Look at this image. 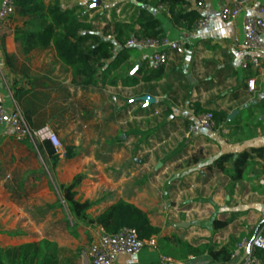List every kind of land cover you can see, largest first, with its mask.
<instances>
[{"label": "crops", "instance_id": "obj_1", "mask_svg": "<svg viewBox=\"0 0 264 264\" xmlns=\"http://www.w3.org/2000/svg\"><path fill=\"white\" fill-rule=\"evenodd\" d=\"M42 1L47 5L52 0ZM57 1L62 10L74 9L79 20H92L97 30L108 23L112 29L113 21L130 23L136 10L133 0H101L96 7H91L92 0ZM188 1L194 8L201 1L199 13L211 16L204 28H175L165 9L149 6L154 15L161 16L165 38L181 42L183 51L168 50L161 75L142 82L141 74L133 70L137 63L139 68L148 67L153 50L132 46L135 48L123 63L133 67L130 74L139 80L132 86H123V77L110 84L103 76L94 84H73L68 67L57 59L52 45L36 46L25 53L20 50L15 33L35 29L25 24V17L15 11L0 23V81L5 84L6 107L16 106L32 129L47 126L61 138L63 132L67 135L61 155L55 152L51 159L45 152L39 167L21 173L17 188L10 186L11 175L1 166L7 142L14 136L6 124L0 125L1 248L46 238L56 246L59 264L63 263L61 245L54 237L43 236L12 197L14 191L25 193L27 181L45 177L50 169L57 171L60 163L63 173L68 172V180L62 184L77 174L82 176L75 198L94 202L88 210L92 216L122 199L144 211L162 236L174 235L193 247L231 244L232 252L238 242L258 232L264 234V51L259 72L240 67L247 56L242 18L253 14L252 8L264 6V0H250L232 22L217 17L227 0ZM261 39L264 43V35ZM250 78L255 79L254 92L246 88ZM146 94L155 98L153 104L139 99ZM197 107L224 110L227 119L215 130L189 133ZM119 112H126L128 124ZM85 129L94 131L89 142L79 138ZM16 144L39 156L28 142ZM87 146L99 149L96 156L79 149ZM123 148L128 153L123 154ZM107 151L110 155L105 156ZM244 153L245 161L236 166ZM225 155L230 159L222 169L217 168L215 161ZM216 222L224 225L219 228ZM89 233L85 249L92 240ZM85 249H81L83 263L77 258L76 264H85ZM243 254L236 252L229 264H236ZM112 264L220 263L207 254L174 259L161 253L157 244L156 249L144 246L136 255H120Z\"/></svg>", "mask_w": 264, "mask_h": 264}, {"label": "trees", "instance_id": "obj_2", "mask_svg": "<svg viewBox=\"0 0 264 264\" xmlns=\"http://www.w3.org/2000/svg\"><path fill=\"white\" fill-rule=\"evenodd\" d=\"M133 1L136 4V10L134 19L130 23L113 21L112 29L108 23L102 29L97 30L92 20H79L74 9H60L57 0H52L47 5H44L42 0H16V13L25 17V24L35 27V29L16 32L15 40L24 53L36 46L52 45L57 59L68 67L73 84H94L98 77L103 76L108 78L107 81L110 84H114L115 79L123 77L122 85L132 86L139 80L134 77V74H130L133 67L123 63L135 47L126 46V42L132 38L156 41L165 38L161 16L154 15V12L149 11L147 7L165 9L171 24L183 31H192L201 16L188 0ZM134 25L138 26L136 30L133 29ZM107 36H111L112 39H107ZM115 45L120 46L116 52L114 51ZM4 58L5 60L7 58L5 53ZM125 66L129 68L128 71H125ZM162 68L140 67L135 74H141L140 81L142 82L155 80L161 75ZM195 111L196 115L210 114L216 128L227 119V113L224 110H207L197 107ZM36 149L42 157L45 152L51 159L56 156V150L48 141L38 144ZM246 157L245 153L242 154L235 161V165H242ZM229 159L230 156H222L215 161V166L222 169L223 163ZM81 180L82 176L77 174L69 183L58 185L61 199L66 204L68 214L73 222L71 226L67 223L69 231L75 227L78 221L83 220H87L89 224L102 226L110 234L118 232L123 227H128L133 228L140 239H149L155 236L160 252L174 259L185 260L189 255L198 257L207 254L212 261L220 264L230 263L231 244L193 247L188 243L176 240L174 235L162 236L161 229L150 224L144 211L122 199L113 202L95 216H88V210L94 205V202L80 201L75 198V189ZM217 225L221 228L224 224L217 223ZM255 254L262 256V252L259 250H256ZM0 264H59V260L54 243L43 238L38 242L15 247L5 249L0 247Z\"/></svg>", "mask_w": 264, "mask_h": 264}, {"label": "built area", "instance_id": "obj_3", "mask_svg": "<svg viewBox=\"0 0 264 264\" xmlns=\"http://www.w3.org/2000/svg\"><path fill=\"white\" fill-rule=\"evenodd\" d=\"M250 0H227L217 13V17L224 22L234 21L242 9L249 4ZM16 0H1L0 2V23L6 21L11 14L15 12ZM203 7L201 1L195 3V8L200 11ZM253 14H245L242 18L243 46L247 52L245 60L240 64L242 69L252 68L259 72L261 69L260 54L264 51L262 35H264V6H256ZM200 18L196 21L194 29L204 28L210 21L211 16L206 13H200ZM107 39H112L107 36ZM126 46H136L151 48L153 53L149 59V67L159 69L168 62V50L182 53L183 44L179 41H169L166 38L156 40H138L130 39ZM115 45L114 51L119 48ZM5 84L0 81V125L6 124L12 135L17 141H27L35 148L37 145L48 141L57 151L61 148L60 141L49 127L43 126L38 129H32L21 111L14 106L8 109L5 105V97L2 88ZM246 88L249 92L255 91V79L250 78L246 81ZM7 90V88H5ZM198 129L212 131L217 129L214 126L210 114L196 115L194 121L189 125L188 132L194 133ZM223 131V130H222ZM70 224H73L71 220ZM92 240L88 248L83 253L86 264H112L120 255L132 256L140 252L144 246L152 249L157 248L156 237L149 239H140L133 228L123 227L118 232L110 234L97 224L90 229ZM239 250L246 253V256L239 264H264V234L256 233L249 240H243L236 244L235 250L231 254V259L236 257ZM262 252V256H257L255 251Z\"/></svg>", "mask_w": 264, "mask_h": 264}, {"label": "rangeland", "instance_id": "obj_4", "mask_svg": "<svg viewBox=\"0 0 264 264\" xmlns=\"http://www.w3.org/2000/svg\"><path fill=\"white\" fill-rule=\"evenodd\" d=\"M119 113H121L123 121L125 119L128 124L126 112ZM126 123L123 124L125 125ZM91 134H94L93 130L85 129L81 132L79 138L89 142L91 140ZM63 135L65 137L67 136L65 132H63ZM64 136L62 138L57 136L61 147L64 144ZM107 136H110V133ZM16 143H19V141L13 137L8 140V147L5 152L4 149L2 150L5 155L3 156L4 158H2V160H4L2 162L3 164L1 163V166L11 175L10 186H16L19 188V177L21 176V173L30 167H39L43 160L40 155L38 156V154L35 153V151H31L30 148L29 150H25V148L18 146ZM79 149L84 154L93 156H96L99 150L96 146L81 147ZM123 149L124 151L122 153L124 154V152H127V149ZM56 152L61 155V149ZM108 152L109 151H107V154L104 153V155H110ZM8 153H10V155H8ZM80 167L81 165L79 164V168ZM79 168L77 170H79ZM88 169L90 168H87L86 171ZM63 172V165L60 163L57 166V171L55 169H50L48 170V173L45 172V177L37 179L36 181H27L24 184L25 193L23 194L18 191H14L12 197L20 202V205L23 207V210L28 218L41 229L43 236L48 238L54 237L55 241L61 245L59 248L61 258L60 262H63L62 264H76L77 258L80 262H82L81 249H85L88 245L90 237V224L87 220L78 221L71 231L67 229V223L69 226L72 225L69 221L71 218L69 220L67 219L70 216L68 214L66 204L61 199L58 189V185L60 183H64L68 180V172ZM92 215L93 212L88 213V216L91 217ZM85 251L86 249L84 252Z\"/></svg>", "mask_w": 264, "mask_h": 264}, {"label": "water", "instance_id": "obj_5", "mask_svg": "<svg viewBox=\"0 0 264 264\" xmlns=\"http://www.w3.org/2000/svg\"><path fill=\"white\" fill-rule=\"evenodd\" d=\"M100 5H101V0H92L91 7H96V6H100ZM147 9H148L149 11H151L150 7H147ZM139 66H140V63H137V64H136V67H135L134 70H133V73L136 72V70L139 68ZM139 99H140L141 101H144V102L146 103V105H151V104H153V103L155 102V98L152 97V96H150V95H147V94L141 96ZM246 253H247V252H245V253L241 256V258L238 260V262H237L236 264H239V263L243 260V258L246 256Z\"/></svg>", "mask_w": 264, "mask_h": 264}]
</instances>
